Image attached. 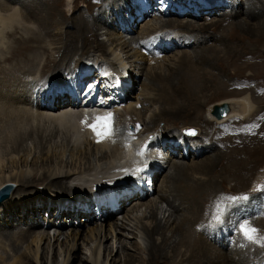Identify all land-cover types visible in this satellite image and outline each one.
Segmentation results:
<instances>
[{"label":"bare ground","instance_id":"6f19581e","mask_svg":"<svg viewBox=\"0 0 264 264\" xmlns=\"http://www.w3.org/2000/svg\"><path fill=\"white\" fill-rule=\"evenodd\" d=\"M124 1L127 0H115L108 4L106 0H84L82 2L88 7V11L73 16L74 10L79 6L74 0V7L66 11V15L70 17L65 23L63 16L57 11L61 0H10V3L0 0V29L5 28L9 22L6 16H9L11 24L15 17L21 18L14 26L15 30L21 29L19 36L13 41L14 44L5 48L8 55L0 56V63L8 62L0 68V73L16 75L24 70L16 82L9 83L10 78L6 80L8 88L1 82L6 76L0 79V188L6 184L15 186L0 202L3 205L0 207V217L3 219L9 212L17 197L20 204L17 208L23 221L26 218L29 220L33 214L31 219L35 223L30 226L31 229L24 238L14 240L10 249L5 248L7 251L0 252V264H43V260L45 264H49L51 262L48 259L55 257L57 247L59 257L57 260L53 259V263L71 264L78 257L75 251L79 240L84 250L87 246L89 250L84 252L85 257L78 264H264V247L249 242L239 228L241 223H246L248 227L258 229L257 237H264V213L259 210L258 217L261 215V218L251 217L257 215L251 194L258 190L251 192L241 189L243 197L232 201L229 195H236L240 190L223 191L219 189L221 184L218 185V182L222 183L226 179L231 180L229 185L233 188L238 185L245 187L251 181L254 175L252 173H255L250 162L237 160L236 155L241 154L237 152L240 150L237 146L228 149V153L215 151L193 163L186 162L187 157L199 159L211 153L209 150L219 144L216 140L221 132L218 125L235 118L245 121L252 117L249 118L251 122L258 115L260 105L255 107L247 95L228 97L213 103H209L210 99L205 95L212 91L224 92L220 78L229 75L226 73L229 60L236 61L241 55L254 51L259 53V57L260 54L264 57V39L261 44L255 45L256 41L251 38L253 35L264 34V21H251L264 15V10L256 3L257 0H250L252 5L248 11L234 0H226L227 6L223 4L224 0H212L216 4L201 9L199 14H195L192 7L183 8L180 3H176L173 10L161 15L156 12L154 3L129 0L135 9L128 15L131 5ZM28 2L33 4L29 14L33 15L37 26L34 25V20L29 19V14L25 15L20 10ZM66 2L71 6L72 0ZM193 2L194 0L190 1ZM13 3H21V6L17 9L11 5ZM120 4L121 8L118 7ZM230 5L235 6V9L223 17L224 21L212 17L207 22H199V17L203 20L212 15H225V10L230 9ZM116 9L122 19L126 18L132 23L127 27L129 31H135L149 16L154 18L141 23L139 35L129 38L118 25V16L113 15ZM174 15L181 18L173 17ZM220 23L221 26L229 25L225 28L228 35L224 31L222 42L205 47V43L216 36ZM194 28L200 29L203 44L198 36L199 31H194ZM102 35H106L107 40H101ZM245 39L253 46L244 45ZM148 44L153 45L154 49L149 50ZM193 44L189 49L203 48L197 52L187 51L188 45ZM166 46L178 50L175 49L174 54L166 56ZM182 47L184 49H180ZM227 47H233L234 52ZM166 50L169 51L168 48ZM110 55L114 56L115 62L126 66L127 73L123 79L132 83L130 87L127 85L125 91L124 87L120 88L122 109L116 108L118 120L126 125L139 126L135 132L138 138L146 133H158L161 121L184 122L189 115H195L196 119L200 118L206 124L213 125L206 135L209 137L207 141L198 138L205 133L200 127L198 136H187L183 145L173 144L169 147V142L165 144V153L160 151L150 163L152 169L158 170L153 176V190L148 191L138 183L145 192L123 200L124 206L134 199L133 205L123 214L121 223L113 220L115 213L105 208L109 196L98 198L93 191L96 186L102 188L111 174H121L126 166L121 163L124 156L120 142L113 146L108 137L97 135L90 127L92 121L87 126H82L84 115L78 103H71L67 97L46 92L42 94L36 90L48 74L55 76L60 71H70L86 58ZM147 62L149 68L142 80L140 94L134 95L133 91L138 88L134 77L144 74L143 65ZM52 63L54 67L51 66ZM31 69L36 71L31 72ZM261 70L264 74V65ZM261 74L247 78L257 79L263 85L264 76ZM254 87L259 90L261 88L259 85ZM55 91L56 89L53 93ZM51 99L52 103H49ZM223 105H227L230 111L218 119L214 114L215 108ZM232 121L234 120L228 122L233 124ZM141 123L146 126H141ZM263 123L260 129L264 128ZM252 124L256 129L255 123ZM95 125L101 132L104 131L100 123ZM191 126L176 130H197L195 126ZM164 129L160 132V143L164 139L175 137L168 130L170 127L166 126ZM81 132H84L83 136H80ZM256 152L264 154V148L253 149V154ZM165 164L171 170L162 176L163 181L161 180L157 189V179ZM124 176L127 177V174ZM138 186L130 184L128 188ZM74 187H77L76 192H73ZM40 188L66 193L68 190L70 196L56 199L27 194ZM155 190L157 194L152 197ZM261 190L260 188L259 191ZM245 205L246 209H235ZM86 206L91 210L86 209ZM43 211H49L48 218L41 217ZM64 214L66 217L75 216V221L79 219L77 225L74 223L75 226L88 228L84 234L77 229L71 237L67 234L62 243L60 237L68 231L52 237L46 227L67 225L60 217ZM69 222L72 226L73 221ZM92 223L95 225L89 227ZM206 225H209V230L204 234L199 226L207 229ZM57 230L58 227L55 232ZM235 230L234 244L225 249L226 239H231ZM33 232L32 239L28 240ZM140 237L145 239L144 243L139 241ZM25 242L28 243L22 251L21 247ZM115 248L118 254H113ZM102 251L104 256L101 261ZM11 256L14 261L11 259L12 262H7Z\"/></svg>","mask_w":264,"mask_h":264},{"label":"rangeland","instance_id":"374dc122","mask_svg":"<svg viewBox=\"0 0 264 264\" xmlns=\"http://www.w3.org/2000/svg\"><path fill=\"white\" fill-rule=\"evenodd\" d=\"M5 1H8L10 3V0H5ZM66 1H68V0H61V5L57 7V11L59 12V14H60L61 17L63 16V19H64L63 21L65 23H67V18L70 17L69 15H66L68 13L66 11H69L70 8H73L74 7V4H73L74 3V0H72L71 6L70 5L68 6ZM75 1L79 3V6L74 10L73 16L74 15H78V13L80 14V12L88 11V7L84 4V2H82L84 0H75ZM114 1L115 0H110V2H109V0H106L107 3L108 2L109 3H112ZM234 1H236L237 3H240L243 6L242 8L245 9V11H248L249 10V6L252 5V3H250V0H234ZM30 2L26 3L27 6L21 7V9H20L21 11L24 12L25 15L29 14V12L31 11V8L33 6V4H31ZM256 3L260 6V8L262 10H264V0H257ZM11 5H14L13 7H16L18 9L19 6H21V3H16V4L13 3ZM65 7H66V9H65ZM232 7L233 6L230 5V7H229L230 9L225 10V11H227V13L225 15L219 14V15L208 16L207 18H204L203 17L204 18L203 20H202V17H199L200 18V21L199 22H203L204 20H205V22H207L212 17L220 18V20L222 22V21H224L223 20V17H226L228 14H230L233 11V9H235V6L233 8ZM22 8H24L25 10L22 9ZM79 8H80V10H79ZM81 8L82 9H86V10H82ZM61 9L64 10V12H62ZM29 15H27L29 17V19L30 20H34L32 18L33 15L32 14H29ZM113 15H115V12L113 13ZM106 17L107 16L105 15V18ZM173 17H177V15H174ZM6 18H7V20H9V22L6 23V25H5L6 27L5 28L2 27L0 29V34H3L4 36L6 35L5 37L3 35L0 36L1 37L0 38V52H1L0 53V56L8 55L7 49H5V48L7 46H9V45L14 44V42L17 39V36H19V34H20L19 31L21 32V29L20 28H18L17 30H15V28H14V26L21 21V18H19V17L16 18L15 17V20L13 21V24H11V21L9 19V16H6ZM151 18H154V17L153 16H149L144 21L149 20ZM177 18H181V17H177ZM240 18H242V17H240ZM16 19H18V20H16ZM255 20L256 21H261V22L264 21V15L260 16L259 18L257 17V19L253 18L251 21H254L255 22ZM69 21L71 23V19H69ZM122 21H123V24L124 23L127 24L129 22V20H126V19L125 20H122ZM143 22H141V23H143ZM34 23H35L34 25L37 26L35 20H34ZM141 23L137 26V28H136L135 31H131L129 33H124V34L127 35L129 38L131 36H133V35H137V34L139 35V32L141 30V28H140ZM219 26L220 27L218 29V32H217L216 36L213 39H209L205 43V47L210 46L212 43L219 44L220 42H222V34L225 31V28L228 27L229 25H227V26H221V23H220ZM66 27H69V25L66 24ZM194 31H199L198 36H199V38L201 40L200 29L194 28ZM226 34L228 35L227 30L225 31V35ZM48 36H50V35H48ZM251 38L256 41V42H254L255 45H258V44H261L262 43V41L264 39V34H259L258 36L253 35V36H251ZM101 40H107L106 35H102L101 36ZM243 43L247 47L253 46V44L248 39L247 40L245 39ZM1 44H3V45H1ZM201 44H203L202 40H201ZM56 45H58V44L56 43ZM193 46H194V44L193 45H188V47H187L188 49H186V48L185 49L187 51L191 50L193 52H197V51H199V50H201L203 48V46H202V47H195L193 49H189L190 47H193ZM198 46H200V45H198ZM2 48L5 49V50H2ZM166 48H168L169 51H167ZM175 49H177V48H169L168 46H166L165 49H164L165 50V53H166V56H168V55L170 56V55L174 54L175 51H176ZM180 49H184V47H182ZM227 49H230V50H232L234 52V48L233 47H227ZM33 50H37V48H33ZM173 50H175V51H173ZM143 52L146 54L145 50ZM2 53H4V54H2ZM15 57L17 58V56H15ZM21 57L24 58V56H20V58ZM154 59H156V58H153V60ZM85 60L86 61H90L91 59H85ZM7 63L8 62L0 63V68L3 67V66H6ZM262 65H264V57L261 56V54H260V57H259V53L256 52V51H254V53H251V54L241 55L238 59H236V61H234V59L228 61V70H226L227 71L226 73H229V75H226V76H223V77L220 78L222 80V83H223L224 92L217 93V91H212L211 93H208L205 96L208 99H210L209 103H213V102L220 101V100L225 99V98H228V97H236V96L242 95V94L247 95V96L250 97V101H251V103L255 107H258L260 105V108H259L260 110L257 113L258 115L251 122L249 121V118L250 117L247 118L245 121L243 119L235 118V119H230V120H227V121L223 122L221 125H218V128L221 130V132H220V135L216 138V140L219 142V144L215 148L209 150V152H211V153H207L208 152L207 151L206 152L207 154L204 155V156L200 155L202 157H200L199 159L198 158L197 159H193V158L191 159L190 157H187L186 158L187 159L186 162L193 163L196 160H200V159L205 158L206 156H210V155L214 154L215 151L222 152V154L224 152L228 153V149H230V148H232L234 146H237L240 149L237 152H240L241 153L238 156L236 155L237 160L238 161L247 160V161L250 162V165H251L252 169H254V171H255V173H252V174H254V175H252V178L253 177L254 178L253 179L251 178V181H249L245 187L238 185V186H236V188H233V187H231V185H229V184H231V180H228L229 181L228 182V181H226V179L224 180L225 183L224 182H222V183L221 182H218V185L221 184L219 186L220 187L219 189H221L223 191H229L230 189H232L233 191L235 190V192H236V191L240 190L239 193L236 194L237 196L236 195H229L230 198H232V197L242 198L243 197V195H242L243 192H241V191H243V190H241V189L250 190L251 192L254 189L255 190H258L257 193H252L251 194V196L253 197L254 205H255L254 206V209L257 211V215H252L251 216L252 219H254V218H258L259 219V217L261 218V215L258 217V213H260V212H263L264 213V154H257L259 152H256L255 154H253V149H255V148H258V149L261 148V149H263L264 148V128L263 129L262 128L261 129L259 128L261 126V124L263 123V121H264V114L262 115V113H264V111H263L264 110V102H263L264 101V87H263L264 84L262 85V83H259V81L257 79L249 80L247 78V76H253V75L256 74L255 76L258 77L262 73L261 76L263 77L264 76L263 70H261V66ZM51 66H53V63L51 64ZM241 66H244V68L241 69ZM143 67L145 68L144 69V74L143 75L141 74L140 77L139 76H135L134 77V79L135 78L137 79V83L136 82L135 83L137 84V87H138L137 89H135L133 91L134 95H138L139 91L141 90L140 87H142L141 86L142 80L145 79V76L147 74V70L149 68L148 62L145 63L143 65ZM46 69H47V67H46ZM35 71H36V69H31V72H35ZM254 71H256V72H254ZM22 73H24V70H20L18 72V74H16V75L15 74H12V75H2L0 73V79L2 77L4 78L6 76V78L5 79H2L1 82L3 83L4 86H6V80L8 78H10L9 83L16 82V80L19 78V76ZM133 74H135V71H133ZM244 80H247V81H250V82H246ZM255 81H256V84L254 85ZM253 85L254 86L259 85L261 87L260 90H259V88L256 89ZM258 91H260V92H258ZM259 114H261V115L259 116ZM262 116H263V118H260ZM258 117H259V120H258ZM186 120L187 121H184V122L181 121V122H176V123H171L170 121H166V122H168V123H166L165 121H161L160 122L161 128L159 129V132H162V130L164 129V127L167 126V127H170L171 128V129H168V130H171L173 133H176L178 131V130H176L177 128L178 129H181L180 127L192 125L191 128H193L194 126H195V129H198L200 127L203 128V130H204L205 133H203L201 135V137H198L199 139L204 140V141H207L209 139V137H206V135L208 134V131L213 128V125L206 124L200 118H197L196 119L195 115H189L186 118ZM231 120H234V121H232L233 124H230L228 122V121H231ZM240 120H243V121H240ZM226 122H228V123H226ZM118 123H119V125H122V122L120 120H118ZM252 123H255V125L257 126L258 129L257 128L255 129V126ZM258 124H259V126H258ZM77 125H79V124H77ZM144 125H145L144 123H141V126H144ZM262 126H264V123H263ZM143 128H145V127H143ZM82 130H83V128H82ZM260 130H261V132H260ZM83 133L84 132H81L80 133V136H83ZM176 134H178V133H176ZM243 140H244V142H243ZM260 140H261V142H260ZM110 142L113 144V146L116 145V144H118L117 143L118 141L117 142L110 141ZM244 156H245V158H244ZM175 159H177V157H175ZM167 168H168V164H165V167L162 169L161 175L159 176L160 177L159 178L160 180L157 179V189L159 188L158 184L160 185L162 183V181H163L162 179H163L164 175L171 170V168L170 169L169 168L167 169ZM76 188L77 187H74L73 188V192H76L77 191ZM260 188L262 189L261 191H259ZM14 194L15 193L13 192V195ZM27 194H29V196H34V197H43V196L46 197L47 196V197H52V198H56V199L58 197L70 196V195H68V190H67V193H66V192L59 191V190H53V191H50V190L49 191L48 190L46 191L45 190L44 191V190H41V188L38 191H36V192H31V193H27ZM154 194L155 195L157 194V190H155L153 192L152 197L154 196ZM225 194H227V193H225ZM232 194H234V193H232ZM11 197H13V196H11ZM16 199H17V197L14 199V204H13L12 208L11 207L9 208V212H7L5 214V216H3V219H2V217H0V228H1L0 229V252H5L8 249H10V247H12L11 245L14 244L13 242H15L14 240L17 241V240H21L22 238H24L26 236V234L28 233V230L31 229L30 226L31 225L34 226V224H35V223H32V222H34V220L31 219V218H33V214L29 218V220H31V222L29 220H27L26 217H25L26 219H24L25 221H23V219L21 218L23 216L21 215L20 211H18V208L20 207V204L18 203V200L19 199H17V201H16ZM133 200L134 199H131L127 203V205H124L123 208H122V211L116 213L113 216V220H117L119 223H121L122 218H123V214L125 213V211L130 206L133 205L132 204V201ZM231 200L234 201L233 199H231ZM8 204L6 206H8ZM261 204H263V205H261ZM164 205L166 206V203H164ZM0 207H3V205H0ZM241 207H245L244 209L247 208V206L245 205V206H240L239 208H235V209H240ZM43 208L45 209V207H43ZM262 208H263V210H262ZM86 209H90V208H88L86 206ZM259 210H260V212H259ZM48 214H49V211H43V213H41V217L43 216L45 218H48L49 217ZM8 216H9V219H8ZM253 216H254V218H253ZM60 217H61V219H63V221L67 225H64L63 227L49 225V226L46 227L47 230L46 229L45 230L48 231V229H49L50 234H51L52 237L55 236V235H58L60 232L68 231V232H65V234H62V236L60 237V241L62 243H63V239L66 237L67 234H69L70 237H71V234L74 233L76 231V229H77V231H82V234H84L85 231H86V229L88 228L86 226H75L79 222V219H77L75 221V218H74L75 216L74 217H71V216L66 217V214H64V215H61ZM80 217H82V216H80ZM69 220L71 222L73 221V225L72 226H70L71 223L69 222ZM83 221H84V218L82 219V222ZM241 221H243V219ZM213 222L214 221H212V223ZM74 223H75V225H74ZM93 225H95V224L92 223V224L89 225V227H91ZM209 225H211V223ZM209 225H206V226H208L207 229H203V228L201 229V227L199 226V230L202 231L205 234V232H207L209 230ZM56 227H58L59 230H57L55 232ZM39 228H41L40 225H39ZM237 228H238V225H237V227L235 229L237 230ZM236 230L234 231L233 235H231V237H232L231 239H226V243H225V246H224L225 249H226V246H228V245L232 246L234 244L233 243V240H234V236H235ZM33 235H34V232L31 235L28 236V240L32 239ZM80 241L81 240H79V246H78V248L75 251V253H77V256L78 257L75 260H73V263H71V264H78L80 262V259H82L83 257H85L84 256L85 255L84 252H87L89 250V247L88 246L85 247V250H84V248H83L84 246L81 245L82 243H80ZM139 241L142 242V243H144L145 242V239L143 237H140ZM27 243L28 242H25V243L22 244V247H21V250L22 251L27 246ZM63 249L65 250V247H63ZM226 252H228V251H226ZM103 254H104V252L102 251V253H101V261L103 260V256H104ZM105 254H107V252H105ZM113 254H118V253H116V248H115ZM6 255H8V254H6ZM10 255H12V254H10ZM79 256H81V258ZM58 257H59V250H58V247H57V248H55V257H53V259L57 260ZM62 258H63V255L60 257V260ZM11 259H13L12 261H14V258H12V256H11V257H9V260H7V262H12ZM53 259L52 258L48 259V261L51 262L49 264H54L53 261H52ZM85 262L86 261H84V263ZM60 263H61V261H60ZM32 264H35V263L33 262ZM43 264H45L44 263V260H43ZM85 264H89V263L86 262Z\"/></svg>","mask_w":264,"mask_h":264},{"label":"snow or ice","instance_id":"6c2138e0","mask_svg":"<svg viewBox=\"0 0 264 264\" xmlns=\"http://www.w3.org/2000/svg\"><path fill=\"white\" fill-rule=\"evenodd\" d=\"M98 122L103 123L104 127H105V131L101 132L96 125H93V130L97 132V135H101L104 137H107L110 132H111V128H110V121H111V116L109 117H98L97 118ZM139 127V126H137ZM194 134V133H193ZM231 199L235 200V197H232ZM240 230L243 233V236L249 241V242H253L256 244H259L260 246L264 247V237H257L256 233L258 232V229L254 228V227H248L246 223H241L239 225Z\"/></svg>","mask_w":264,"mask_h":264},{"label":"water","instance_id":"95a60500","mask_svg":"<svg viewBox=\"0 0 264 264\" xmlns=\"http://www.w3.org/2000/svg\"><path fill=\"white\" fill-rule=\"evenodd\" d=\"M224 106H226V105H223V106H221V107H216L215 108V114L217 115V116H219V117H222V116H224V114L228 111H226V112H223V113H221V114H219L224 108ZM15 188V186L13 185V184H6V185H4L3 187H1L0 188V202L2 201V200H4L10 193H11V191L13 190Z\"/></svg>","mask_w":264,"mask_h":264}]
</instances>
